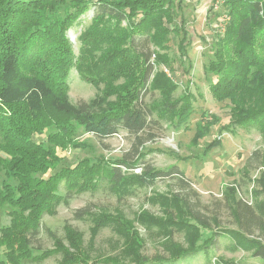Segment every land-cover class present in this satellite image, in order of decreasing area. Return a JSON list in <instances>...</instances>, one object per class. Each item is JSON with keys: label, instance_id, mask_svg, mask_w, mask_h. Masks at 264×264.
Wrapping results in <instances>:
<instances>
[{"label": "trees", "instance_id": "obj_1", "mask_svg": "<svg viewBox=\"0 0 264 264\" xmlns=\"http://www.w3.org/2000/svg\"><path fill=\"white\" fill-rule=\"evenodd\" d=\"M175 2L0 0V208L9 218L0 227V264H40L55 254L61 255L58 264H88L93 258L83 246L82 234L69 225L63 228L66 244L46 228L53 249L33 245L42 217L55 214L59 205H68L84 192L107 188L121 201L135 188L151 187L158 179L177 176L181 184L189 185L176 165L166 169L142 165L150 151L141 153L137 147L135 158H85L73 168L41 177L58 161L55 147H77L74 139L79 131L109 138L122 130L142 148L140 135L150 123L164 120L178 128L188 121L193 112L191 94L186 91L174 98L176 81L159 70L164 65L173 76L176 64L182 65L186 58L181 0L179 5ZM222 4L229 21L208 64V73L217 79L210 90L218 102L231 104L225 130L255 129L264 140V0H222ZM91 7L92 17L77 38L75 54L67 32ZM171 34L181 35L175 61L167 52ZM72 69L96 89L93 98L70 102ZM147 95L154 96L150 102L144 101ZM203 129L197 126L194 140L203 137ZM43 134V140L36 139ZM214 145L216 141L207 150ZM260 157L263 171L252 182L250 205L236 198L233 186L222 193L239 226L264 222V151ZM147 199L161 207L162 215L144 210L128 220L120 211L74 212L75 218L90 221V241L105 226L118 236L116 254L96 257L97 264L172 263L207 249L221 231L216 219L203 218L186 196L154 192ZM134 221L147 230L157 229L166 257L142 255L143 240L132 226ZM199 228L213 232L200 249ZM175 231L183 233V243L173 239ZM223 231L264 260L263 241L241 230Z\"/></svg>", "mask_w": 264, "mask_h": 264}, {"label": "rangeland", "instance_id": "obj_2", "mask_svg": "<svg viewBox=\"0 0 264 264\" xmlns=\"http://www.w3.org/2000/svg\"><path fill=\"white\" fill-rule=\"evenodd\" d=\"M178 2L179 0H176L175 3L179 5ZM221 4L222 0H181V13L186 32L185 61L179 65L180 67L176 64L177 69L173 76L168 73L166 66H159V70L176 81L174 98L183 96L186 91L191 94L193 112L184 125L177 128L164 120L159 121L158 124L150 123L146 131L140 135L141 140L144 141L142 148L135 143L133 135L122 130L109 138H98L79 131L74 139L77 147L66 149L55 147L58 157L56 165L50 166L44 174H41L42 178H47L61 168H73L85 158L94 160L100 157L109 161L124 156H128L129 159L135 158L134 149L137 147L141 153L150 151L142 161V165H149L155 169H166L176 165L189 185L181 184L177 176L158 179L151 187L135 188L121 201H118L107 188L84 192L71 199L68 205H59L55 214L42 217V226L33 244L35 247L53 249V239L47 235L45 229L48 228L56 237L63 240V228L69 225L82 234L83 246L93 258L88 264H97L96 257L116 254L114 241L118 236L111 227L105 226L99 230L94 240L90 241L91 223L86 217L75 218L74 212L77 209L83 208L90 212L106 211L113 215L120 211L124 218L133 220L136 214L144 210L154 215H162L161 207L158 204H151L147 199L152 193H178L190 198L194 211L200 212L203 218L209 222L215 218L218 223L217 229L221 231L214 238L213 243L208 245L209 241L205 242V240L211 238L213 232L199 228L200 239L197 245L200 246L199 249L208 245L207 249L197 250L180 260L164 264H264V260L253 257L250 249L223 231L241 230L245 235L264 242V222L263 225H259L252 221L239 226L230 214L222 194L225 188L233 186L236 189L237 199L248 205L253 202L252 182L263 171L260 156L264 151V140L255 129L225 130L222 126L230 121L231 104L226 100L218 102L210 90V85L217 79L215 75L208 73V64L214 59L216 42L225 33L229 21L227 10ZM90 9L81 17L80 23L67 32L75 54L79 48L77 38L92 17V7ZM180 39L181 35L171 34L167 44L168 55L173 61L179 56ZM68 83L71 103L87 101L96 94V89L82 80L75 69L71 70ZM153 97L147 95L144 101L150 102ZM202 113H205L203 119ZM198 125L204 126L205 129H203V137L196 141L194 138ZM44 138L43 134L36 139ZM213 141H216L217 145L207 150L206 146ZM140 168H135L133 172L138 173ZM8 221L5 208H0V227L8 224ZM132 226L143 240L142 255L148 258L167 256L156 228L147 230L137 221L132 222ZM173 239L183 243V233L175 231ZM63 242L66 244L65 240ZM2 253L3 248L0 247V258ZM60 257V254L51 255L40 264H58ZM121 263L135 264L127 260Z\"/></svg>", "mask_w": 264, "mask_h": 264}]
</instances>
